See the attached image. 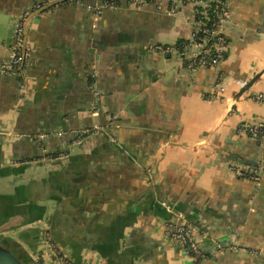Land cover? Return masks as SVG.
<instances>
[{
	"label": "crops",
	"instance_id": "crops-1",
	"mask_svg": "<svg viewBox=\"0 0 264 264\" xmlns=\"http://www.w3.org/2000/svg\"><path fill=\"white\" fill-rule=\"evenodd\" d=\"M49 1L0 0V66L15 18ZM157 1L96 20L54 4L27 22L26 87L0 70V246L29 264L46 233L76 264H264V171L230 169L264 167L244 131L264 132V72L239 94L264 69V0H229L220 64L194 70L148 49L191 31V4ZM176 214L201 257L164 236Z\"/></svg>",
	"mask_w": 264,
	"mask_h": 264
},
{
	"label": "built area",
	"instance_id": "built-area-1",
	"mask_svg": "<svg viewBox=\"0 0 264 264\" xmlns=\"http://www.w3.org/2000/svg\"><path fill=\"white\" fill-rule=\"evenodd\" d=\"M74 5L85 6L90 11L94 20L103 9L115 8L120 0H69ZM138 8L145 5L161 6L157 0H125ZM169 14H173L178 6L186 3L192 5V15L190 18L191 31L187 38L178 43L154 44L148 47L149 50L160 54H174L179 62L190 70L198 67H218L225 53V39L223 36V26L229 20V0H169ZM40 4H33L24 9L14 20L12 25V42L8 45V54L2 62L0 70L3 73L11 74L19 79L20 86L26 87L23 78V69L29 61V50L23 48V41L26 36L25 28L30 14L39 9ZM95 77V75H92ZM243 86L244 82H240ZM261 100V96H257ZM257 142H261L264 132L260 125H248L244 127ZM100 127L93 126L84 130L83 134H78L71 141L72 144L81 142L86 136L95 135ZM50 159L64 157L63 151ZM234 175L241 178H249L258 181L264 167H251L236 165L231 166ZM164 236L171 241L186 248L191 255L201 257L202 252L197 240L194 237L192 227L183 220L182 215L176 214L167 221L164 226ZM43 248L36 255V260L47 256V264H76L72 258L46 233L42 239Z\"/></svg>",
	"mask_w": 264,
	"mask_h": 264
},
{
	"label": "water",
	"instance_id": "water-1",
	"mask_svg": "<svg viewBox=\"0 0 264 264\" xmlns=\"http://www.w3.org/2000/svg\"><path fill=\"white\" fill-rule=\"evenodd\" d=\"M67 0H50L49 2H47L45 5L41 6L39 9H36L35 11H33L29 18L44 11L45 9H47L48 7L60 3V2H64ZM28 18V20H29ZM25 33L26 36L24 38L23 41V48H26L27 46V41H26V37H27V29L25 28ZM264 72V69L262 71H260L259 73H257L256 75H254V77H252L239 91V94H241L242 92H244L247 88L250 87V85L256 80V78L262 73ZM6 225L2 226L0 228V232L5 229ZM0 264H29V262H25L23 259L19 258L13 251L0 246Z\"/></svg>",
	"mask_w": 264,
	"mask_h": 264
},
{
	"label": "trees",
	"instance_id": "trees-1",
	"mask_svg": "<svg viewBox=\"0 0 264 264\" xmlns=\"http://www.w3.org/2000/svg\"><path fill=\"white\" fill-rule=\"evenodd\" d=\"M67 1H68V2H67ZM67 1H66L65 3H71L69 0H67ZM183 40H184V39H183ZM183 40H180V41H183ZM180 41H178V42H180ZM178 42H177V43H178Z\"/></svg>",
	"mask_w": 264,
	"mask_h": 264
}]
</instances>
